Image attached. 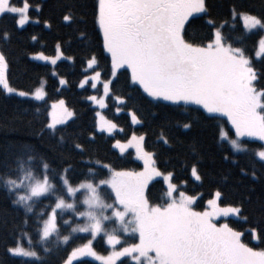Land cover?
<instances>
[{"label": "snow or ice", "instance_id": "obj_1", "mask_svg": "<svg viewBox=\"0 0 264 264\" xmlns=\"http://www.w3.org/2000/svg\"><path fill=\"white\" fill-rule=\"evenodd\" d=\"M30 8L28 0H23L19 7L13 0H0V19L15 14L17 27L24 28L30 21ZM204 16L211 17L208 0H96L94 19L102 33V48L110 55L111 78L101 80V71L97 70L99 61L92 54L87 68L93 74L85 76L79 87L83 89L89 85L96 89L102 84V97L90 95L86 98L104 109L108 107L106 100L112 94L117 73L121 69L130 70L131 83L142 88L154 101L167 102L164 106L192 105L196 106L192 109L194 112L208 114L206 120L227 118L236 138H231L229 131L223 129L219 130V135L237 151L241 149L239 141L243 138L264 141V72H257L243 47L234 46L232 38L226 34L228 21L217 24L207 19L208 34L197 40L191 30ZM237 17L242 18L249 32L260 31L259 49L264 53V16L233 8L230 18L235 21ZM63 20L78 24L80 17L70 9ZM46 26L51 27V24ZM80 34L82 38L87 37L86 31L81 30ZM3 38L9 40L10 33L5 32ZM31 39L36 40V37ZM59 48L57 45L58 51ZM32 59L56 65L58 60L74 58L59 51L53 57L39 52ZM9 65L8 56L0 50L3 93L29 97L28 91L10 86ZM59 83L66 85L68 81L62 78ZM46 95L41 88L35 91L34 99L43 101ZM115 99L125 104L122 97L115 96ZM49 115L51 122H46L45 130L58 133L57 125H67L76 114L65 106L64 100H59L51 105ZM96 116L100 132L111 134L117 129V124L100 112ZM131 120L133 124L141 123L135 112L131 113ZM194 122H186L183 127L191 129ZM39 135L42 136L43 131ZM60 139L63 143L64 137ZM74 147L85 150L79 143H74ZM114 147L121 154L134 149L136 158L143 162L142 169H118L111 163L101 164L97 160L95 163L106 170L104 176L95 174L83 182H75L72 165L64 167L61 161L57 169L29 145L24 146L27 155L22 153L15 158V169L0 164L9 168V176L0 177L9 194L27 189V194L12 201L24 210L15 229L34 228L38 234L36 243L43 246L42 254L16 240L6 247V252L12 257L29 258L20 264H48V254L53 252L49 242L55 238L56 249L64 253L61 264H86V257H93L100 264H117L125 257L135 260L136 264H264V250L257 251L244 243V232L235 230L227 222L218 223L221 217L230 216L247 220L248 217L242 216V206H221L223 193L218 189L207 201V208L197 211L198 197L180 191L173 182L174 173L160 169L156 154L145 148L144 135L133 134L126 143L116 140ZM258 155L264 160V151ZM37 159L43 161L41 172L33 170ZM13 171L15 178H11ZM191 175L197 181L202 180L196 166L191 168ZM158 178L167 184V199L153 204L149 186ZM39 206L43 207L37 210ZM69 211L72 218L65 219L61 214ZM65 225L68 226L67 234H62ZM77 233L89 234L87 242L76 244L80 239ZM98 237L106 238L111 246L110 254L97 253L93 245ZM257 239L264 243V231ZM28 243L33 244L30 235Z\"/></svg>", "mask_w": 264, "mask_h": 264}, {"label": "trees", "instance_id": "obj_2", "mask_svg": "<svg viewBox=\"0 0 264 264\" xmlns=\"http://www.w3.org/2000/svg\"><path fill=\"white\" fill-rule=\"evenodd\" d=\"M13 3L19 7L23 0H13ZM28 3L31 5L29 15L32 21L25 28L17 27L18 18L15 15L9 14L0 19V50L6 53L10 61V86L34 92L46 81L47 97L44 102H36L7 96L0 91V164L11 165L15 169V158L22 153L27 155L24 146L29 145L57 169L61 167V161L64 167L72 165L75 182H83L86 177L95 174L104 176L106 170L101 167L103 163H111L118 169L140 171L143 166L135 160L134 154L129 152L120 155L114 149V144L116 140L128 141L133 134L144 135L145 148L156 154L160 169L165 173H174L173 182L180 191L198 197L197 209L204 210L207 201L219 189L223 193L221 206H242V216L248 217L247 220L241 217L226 222L235 230L244 232L242 241L249 247L257 251L264 250V243L257 239L264 231V162L257 157V153L264 150V145L258 141L245 140V150L236 153L219 135V130L227 126L225 119L206 120L208 114L194 112V106H164L167 103L154 101L140 87L133 85L130 72L124 69L113 81L112 94L105 110L106 117L117 124L120 131L112 136L99 133L97 110L86 97L101 96L102 88L79 87L88 75L85 69L92 54L99 61L97 70L101 71L102 80L111 78L110 56L102 48V33L94 19L96 0H28ZM208 3L211 17L204 16L193 26L191 31L194 37L200 40L207 36L209 29L205 24L209 18L217 24L228 21L225 25L226 34L232 38L234 46L243 47L257 72H264V57L257 56L260 31L248 33L239 17L235 21L230 18L233 8L243 13L264 16V0H208ZM70 9L80 17L78 24L63 20ZM37 20L39 23H36ZM49 23L51 27L46 26ZM81 30L86 31V38L81 37ZM5 32L10 33L9 40H4ZM33 36L36 40L31 39ZM57 45L65 56L74 59L60 61L52 67L31 58L39 52L50 57L56 56ZM61 78L68 81L64 87L59 83ZM115 96L122 97L125 104L117 105ZM59 100H64L76 115L67 125L57 128L59 132L55 133L45 130V124L49 122L51 105ZM117 108L122 110L121 114H117ZM132 112L141 120L139 126L132 125L129 116ZM186 122H194V126L185 129L183 124ZM41 131L42 136L39 135ZM61 136L64 137L63 143ZM92 136H95L94 140ZM74 143L81 144L85 150L75 149ZM225 156L228 159H224ZM97 160L101 164L95 163ZM34 164V171H43V161L37 159ZM193 166L202 175L201 181L193 179ZM8 176L9 168L0 166V177ZM15 177L16 172H11V178ZM153 185H150V201L153 204L163 203L166 200L165 185L160 180L153 182ZM16 198L17 193L9 194L4 187V180L0 179V264H20L22 260H28L12 257L6 252V247L16 240H21L26 248L34 247L43 254V246L36 243L38 234L34 228L15 229L24 215L23 208L12 203ZM48 203L46 200L45 204ZM40 207L43 206L37 210ZM61 215L65 219L69 217L63 213ZM32 216L34 223L35 213ZM67 230L68 226L65 225L61 229L62 234H67ZM23 232L27 235H22ZM29 235L33 244L28 243ZM77 237L80 239L76 240V244L86 243L89 238ZM49 246L53 252L48 254V264H61L64 253L56 249L55 238L49 242ZM94 248L104 255L110 252L105 238L99 237ZM84 261L86 264H97L89 259ZM121 264L133 263L125 260Z\"/></svg>", "mask_w": 264, "mask_h": 264}, {"label": "rangeland", "instance_id": "obj_3", "mask_svg": "<svg viewBox=\"0 0 264 264\" xmlns=\"http://www.w3.org/2000/svg\"><path fill=\"white\" fill-rule=\"evenodd\" d=\"M12 15H15V14H12ZM16 16V15H15ZM30 16V15H29ZM18 18V17H17ZM32 20H31V18H30V21H29V23L31 22ZM241 22H242V24H243V26H244V23H243V20H242V18H241ZM28 23V24H29ZM27 24V25H28ZM26 25V26H27ZM25 26V27H26ZM24 27V28H25ZM245 28V27H244ZM246 29V28H245ZM246 31L248 32V33H252V32H256V31H259V30H252L251 32H249L247 29H246ZM59 51H60V49H59ZM59 51L57 50V54L56 55H58L59 54ZM259 53V55H257L259 58L260 57H264V53H260V49L258 48V52H257V54ZM34 55H32V57H33ZM110 56V55H109ZM31 57V58H32ZM34 61H37V62H40V63H43V64H49V65H51L50 63H48V62H44V61H38V60H35V59H33ZM60 61H63V59L62 60H58L57 61V64L60 62ZM56 64V65H57ZM56 65H51L52 67H55ZM121 70H123V69H121ZM120 70V71H121ZM85 71H86V73H88V75L87 76H90V75H92L93 74V72H92V70L91 69H88L87 67H86V69H85ZM129 72H130V70H129ZM117 75H118V73H117ZM62 79V78H61ZM60 80V79H59ZM101 80H102V77H101ZM90 84L92 83V81H90L89 82ZM62 87H64L65 85H61ZM99 86H101V88H102V84H98L97 85V88L99 87ZM136 86H138V85H136ZM87 87H90L89 85H86L85 86V88H87ZM139 87V86H138ZM43 89L45 92H46V81H43L42 83H41V85L36 89V90H38V89ZM96 88V89H97ZM84 89V88H83ZM93 89V88H92ZM142 89V88H141ZM35 90V91H36ZM0 91H3V89H2V87H0ZM35 91L34 92H29L30 93V95H29V97H27V98H25V97H19V96H17V97H19V98H23V99H31V100H33V101H36L35 99H34V93H35ZM47 94V93H46ZM146 94V93H145ZM111 95V94H110ZM110 95H109V97H110ZM147 95V94H146ZM12 96H16V95H12ZM103 96V92H102V95L101 96H98V97H102ZM46 97H47V95L45 96V99L43 100V101H36V102H44L45 100H46ZM108 97V98H109ZM108 98H107V100H106V103L108 104ZM149 98H151V97H149ZM152 99V98H151ZM117 101V100H116ZM89 102L92 104V106L97 110V112H100L101 114H103L105 117H106V115H105V110L107 109V108H104V109H101V108H99V106L98 105H96V104H94L92 101H90L89 100ZM56 103H58V102H56ZM164 103H167V102H164ZM54 104V103H53ZM117 105H121L120 103H119V101H117ZM65 106L67 107V105L65 104ZM186 106H192V105H186ZM194 107H196V106H194ZM68 108V107H67ZM69 109V108H68ZM70 110V109H69ZM50 112H51V108H50ZM122 113V110L120 111V112H117V114H121ZM129 116H130V119H131V113L129 114ZM97 117V116H96ZM74 118V117H73ZM107 118V117H106ZM108 119V118H107ZM223 119H225V120H227V118H223ZM73 120V119H72ZM72 120H70V121H72ZM109 120V119H108ZM70 121H68V123L70 122ZM51 122V117H50V115H49V123ZM131 122H132V120H131ZM67 123V124H68ZM141 124V123H140ZM140 124H133L132 123V125L133 126H139ZM62 126H65V125H57V128H60V127H62ZM223 130H225V131H229V134H230V136H231V138H236L235 136H234V129H231V124H230V122H227V126L226 127H224L223 128ZM53 131V130H52ZM97 131L99 132V133H104V134H106V135H109V136H112V135H114L116 132H119L120 131V129L117 127V129L116 130H114V132H112L111 134H109V133H107L106 131L105 132H100L99 131V118L97 117ZM222 140V139H221ZM245 140H248V141H258V142H260V143H262L263 145H264V141H260L258 138H243L242 140H240L239 142H240V144H241V149L239 150V151H237L236 149H234L232 146H231V144L229 143V141H227V140H222V141H225V142H227V143H229V145L231 146V148L236 152V153H242L244 150H245V146L243 145V141H245ZM127 142V141H126ZM126 142H122V143H126ZM114 149L120 154V155H125V154H127V153H129V152H132L133 154H134V158H135V160L136 161H138L142 166H143V162L142 161H139L137 158H136V156H135V150L134 149H128L125 153H123V154H121L120 153V151H119V149H116L115 147H114ZM264 151V150H263ZM259 153V152H258ZM258 153H257V157H258V159L259 160H261L262 162H264V160H262L260 157H259V155H258ZM193 179L195 180V177H193ZM158 180H160V181H162L163 182V184L165 185V188H166V190H167V184H166V182H164L163 180H162V178H158L157 179V181ZM197 181V180H196ZM153 182H155V181H153ZM150 187V186H149ZM25 194H27V189H21L19 192H17V197L19 196V195H25ZM78 196H80L81 197V199L83 198V196L80 194V193H78L77 194ZM165 196H166V199H167V193H165ZM69 200H70V198H69ZM197 201H198V199H197ZM197 201H196V205H197ZM110 202V201H109ZM196 205H195V208H196ZM81 207H83V205H81ZM206 208H207V206H206ZM205 208V209H206ZM204 209V210H205ZM196 210L197 211H201V210H199V209H197L196 208ZM63 214H66V215H68L69 217L67 218V219H71L72 218V213L69 211V212H64ZM241 217H237V216H230V217H227V218H224V217H221V219H220V221H218V223L219 222H226V220H228V219H240ZM73 227L75 226V224L74 225H72ZM76 236H89V234H86V233H77V234H75ZM99 238V237H98ZM97 238V239H98ZM96 239V240H97ZM95 240V241H96ZM95 241H94V244H95ZM105 242H106V244H107V241H106V238H105ZM94 246V245H93ZM107 246L110 248V251H111V246L110 245H108L107 244ZM117 247H119V246H117ZM96 250V249H95ZM97 251V250H96ZM97 253L99 254V255H104V254H101V253H99L98 251H97ZM108 254H110V252L108 253ZM108 254H105V255H108ZM20 258H22V257H20ZM25 259H29V258H25ZM85 259H89V260H91V261H93V262H95V263H97V264H100V261H97V260H95V258H93V257H86V258H84V260ZM125 260H127V261H130L131 263H133V264H136V261L135 260H132L130 257H125V258H121V261H118L117 262V264H121L123 261H125Z\"/></svg>", "mask_w": 264, "mask_h": 264}, {"label": "crops", "instance_id": "obj_4", "mask_svg": "<svg viewBox=\"0 0 264 264\" xmlns=\"http://www.w3.org/2000/svg\"><path fill=\"white\" fill-rule=\"evenodd\" d=\"M239 19L241 20V18L239 17Z\"/></svg>", "mask_w": 264, "mask_h": 264}]
</instances>
